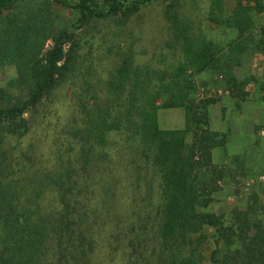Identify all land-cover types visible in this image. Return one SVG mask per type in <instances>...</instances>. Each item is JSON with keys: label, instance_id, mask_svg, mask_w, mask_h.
I'll use <instances>...</instances> for the list:
<instances>
[{"label": "trees", "instance_id": "obj_1", "mask_svg": "<svg viewBox=\"0 0 264 264\" xmlns=\"http://www.w3.org/2000/svg\"><path fill=\"white\" fill-rule=\"evenodd\" d=\"M152 1L0 0V66L12 64L17 74V93L0 89V131L26 136L42 121L45 114L39 110L45 108L54 89L66 82L75 69L80 49L76 30L80 37L96 21L111 17L128 19ZM54 5L70 9L72 21L61 25L51 15ZM232 16L240 39L250 25L248 8L238 5ZM47 40L51 45L43 50ZM199 56L198 70L216 62L208 49ZM129 73V62L124 58L110 77L114 106L98 109L93 103L92 107L85 108L82 126L69 135L71 145L76 143L72 146L76 149L73 159L62 172L39 177L41 184L49 181L57 198L58 204L49 214H39V220L32 219L34 211L12 206L0 194V223L6 228L0 264H111L115 261L119 264H204L199 245L205 238L202 232L205 226L214 229L217 243L223 241L230 246L231 237L238 235L234 252L229 255L235 264H264L263 226L257 223L255 232L248 236L253 225L245 212H237L230 225H223L221 215L206 210L210 199L203 191L207 186L195 182L196 171L209 161L217 135L208 128L206 103L193 111L192 102L186 101V91L183 93L179 87V95L172 93L158 104L160 85L154 87V95L148 93L154 88L139 89L141 98L135 99L137 85L131 82ZM164 88L168 90L170 85ZM77 99L83 106H90L86 96L80 95ZM158 107H183L185 127L160 128ZM110 114L114 118L110 119ZM111 133L121 139L108 142L107 135ZM100 158L104 171L116 165L127 170L123 167L125 161L142 160L134 163L131 197L121 194L132 209L128 220L122 213L114 214L122 212L119 205L123 202L119 199L120 193L115 191V183L111 188H102L100 200L96 194L91 175ZM154 178L159 180V203L151 211L142 204L148 194L141 196L145 185L149 189L153 187ZM34 193L38 195L39 191ZM106 202L113 213L111 209L101 211L96 206ZM94 220L100 224L93 225ZM99 250L106 256L97 262L94 256ZM216 253L213 251L212 260L219 264ZM223 257L222 264H227L228 255Z\"/></svg>", "mask_w": 264, "mask_h": 264}, {"label": "rangeland", "instance_id": "obj_2", "mask_svg": "<svg viewBox=\"0 0 264 264\" xmlns=\"http://www.w3.org/2000/svg\"><path fill=\"white\" fill-rule=\"evenodd\" d=\"M238 5L248 8L250 22L240 39L237 38L239 29L235 16H232ZM51 15L61 25L73 19L70 9L58 5H54ZM76 33L80 49L75 69L66 82L54 89L45 108L39 110L45 114L42 121L26 136L0 131V194L6 201L34 211L31 215L35 220H39V214L47 215L57 206L49 181L41 184L39 177L62 172L73 159L71 156L76 154V149L72 146L76 143L71 145L69 135L82 126L85 108L92 107L93 103L98 109L114 106V94L109 90L110 77L127 58L129 77L137 85L135 99L141 98V89L146 91V87L153 89L160 85L158 104L172 93L179 95V87L183 93L186 91V101L192 102L193 111L200 110L201 103H206L208 128L217 133L209 161L196 171L195 177L196 183L207 186L203 191L210 199L206 210L221 215L225 226L234 221L237 212L247 213L248 222L253 225L248 236L255 232L257 223L264 228V181L258 178L264 174V139L260 158L254 161L250 154V142L255 144L256 130L259 133L264 127V0H153L128 19L111 17L96 21L83 30L80 37L77 30ZM50 45L51 41L47 40L43 50ZM204 49L213 53L216 62L198 70L199 53ZM16 75L12 64L0 66V89L17 93ZM166 85H170V89L165 90ZM154 92L155 88L148 91L152 95ZM77 95L86 96L90 106H83ZM109 117L114 118L113 114ZM157 124L162 129H183L186 125L184 108L158 107ZM107 136L108 142L121 139L115 133ZM107 150L112 152L110 148ZM105 158L106 161L108 157ZM101 159L91 175V182L96 183V194L100 200L104 193L102 188H111L115 183L114 190L120 193L119 199L123 202L119 205L122 212L114 214L122 213L128 220L132 209L121 194L131 197L134 163L142 160L125 161L123 167L127 170L116 165L104 171ZM152 183L151 189L147 185L142 188V194H148L142 204L151 211L159 203V180L154 178ZM36 187L38 189H34ZM34 191H39L38 195ZM108 203L96 206L101 211L110 210ZM111 212L114 211L111 209ZM98 224L99 221H93V225ZM2 225L1 222L0 250L6 242V228ZM202 232L205 238L199 250L204 264H215L213 251L217 252L215 257L219 264L225 254L228 255L227 264H235L229 255L236 247L237 234L231 237L233 243L228 246L223 241L216 242L212 227L205 226ZM261 244L264 251V241ZM105 256L99 250L94 257L99 262ZM113 258L119 259L115 255ZM111 264H119V261Z\"/></svg>", "mask_w": 264, "mask_h": 264}, {"label": "crops", "instance_id": "obj_3", "mask_svg": "<svg viewBox=\"0 0 264 264\" xmlns=\"http://www.w3.org/2000/svg\"><path fill=\"white\" fill-rule=\"evenodd\" d=\"M259 15H262L261 13H259ZM260 128V127H259ZM256 136H255V144H253V142L251 143L250 142V146L251 147V151H250V154L253 155L252 156V160H256V159H259L260 156H261V153H262V146H263V139H264V135H261L258 133V129L256 130Z\"/></svg>", "mask_w": 264, "mask_h": 264}, {"label": "built area", "instance_id": "obj_4", "mask_svg": "<svg viewBox=\"0 0 264 264\" xmlns=\"http://www.w3.org/2000/svg\"><path fill=\"white\" fill-rule=\"evenodd\" d=\"M259 133H260V134H264V127H261V128L259 129ZM258 178H259L260 180L264 181V174L259 175Z\"/></svg>", "mask_w": 264, "mask_h": 264}]
</instances>
